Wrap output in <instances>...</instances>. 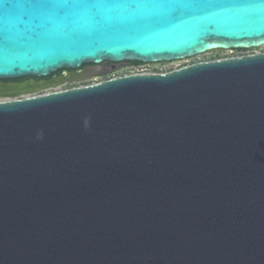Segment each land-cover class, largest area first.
I'll return each instance as SVG.
<instances>
[{
  "label": "water",
  "instance_id": "obj_1",
  "mask_svg": "<svg viewBox=\"0 0 264 264\" xmlns=\"http://www.w3.org/2000/svg\"><path fill=\"white\" fill-rule=\"evenodd\" d=\"M261 46L264 0H0V80ZM51 85L0 83V264H264V52Z\"/></svg>",
  "mask_w": 264,
  "mask_h": 264
},
{
  "label": "rangeland",
  "instance_id": "obj_2",
  "mask_svg": "<svg viewBox=\"0 0 264 264\" xmlns=\"http://www.w3.org/2000/svg\"><path fill=\"white\" fill-rule=\"evenodd\" d=\"M262 52H264V46L257 48H248V49L214 50L211 52H206L189 58L172 60V61H162L156 63H143L137 61H123V62L105 61L100 64L89 63L86 64L88 66L84 69L82 68L84 66L83 65L81 68L73 70V73L67 71L63 74L65 76L68 75L71 76V74L80 75V74H84L87 70H90L87 76L83 78L70 77L65 81H63L62 83H58L60 85H57L56 87H50L48 89H45L44 91H41V94L68 89L71 87L99 83L119 76H125L135 73H166L198 62H206V61L219 60V59H225L231 57H239V56L251 55ZM61 73L62 70L53 73L50 76H57Z\"/></svg>",
  "mask_w": 264,
  "mask_h": 264
},
{
  "label": "flooded vegetation",
  "instance_id": "obj_3",
  "mask_svg": "<svg viewBox=\"0 0 264 264\" xmlns=\"http://www.w3.org/2000/svg\"><path fill=\"white\" fill-rule=\"evenodd\" d=\"M87 66L88 65L85 64L82 68L84 69ZM73 70H75V69H63L62 70V73L59 74V75H57V76H49V77H45V78H35V77L29 76V77L18 78V79L0 80V83H5V84L6 83H10V82H12V83H27L31 79H39V80H41L43 82H51V83L60 82V83H62L63 81H65L66 79H68L70 77H73V78H79V77L80 78H83V77L87 76L88 73H89L88 70H87L84 74H80L81 76L78 75V74H71V76L70 75H68V76L63 75L67 71H70L71 73H73ZM77 87H79V86H77ZM71 88H74V87H71Z\"/></svg>",
  "mask_w": 264,
  "mask_h": 264
},
{
  "label": "bare ground",
  "instance_id": "obj_4",
  "mask_svg": "<svg viewBox=\"0 0 264 264\" xmlns=\"http://www.w3.org/2000/svg\"><path fill=\"white\" fill-rule=\"evenodd\" d=\"M257 48V47H256ZM219 50H225V49H219ZM214 51V50H213ZM211 52V51H210ZM90 70H88V72H89ZM58 83H60V82H56V83H52L53 85H51V86H49V87H46V88H44L43 89V87H42V89L41 90H38V91H36V93L35 92H31V93H23V94H21L20 96H18L17 98H23V97H28V96H30V95H38V94H41V91H44L45 89H48V88H50V87H56L57 85H60V84H58ZM43 85V84H42ZM33 93V94H32ZM49 93V92H48ZM4 98H0V100H3Z\"/></svg>",
  "mask_w": 264,
  "mask_h": 264
}]
</instances>
